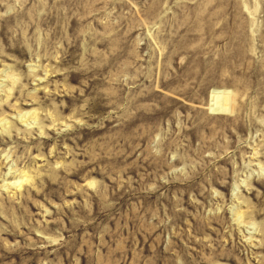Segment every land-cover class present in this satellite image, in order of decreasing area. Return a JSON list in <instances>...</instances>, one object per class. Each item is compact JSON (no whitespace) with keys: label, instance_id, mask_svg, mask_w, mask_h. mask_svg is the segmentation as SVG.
<instances>
[{"label":"rangeland","instance_id":"1","mask_svg":"<svg viewBox=\"0 0 264 264\" xmlns=\"http://www.w3.org/2000/svg\"><path fill=\"white\" fill-rule=\"evenodd\" d=\"M0 264H264V0H0Z\"/></svg>","mask_w":264,"mask_h":264}]
</instances>
